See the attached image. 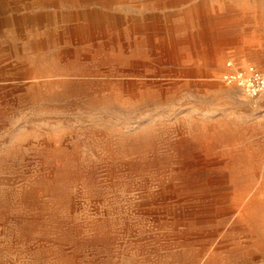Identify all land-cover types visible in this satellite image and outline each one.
I'll list each match as a JSON object with an SVG mask.
<instances>
[{
  "label": "rangeland",
  "instance_id": "374dc122",
  "mask_svg": "<svg viewBox=\"0 0 264 264\" xmlns=\"http://www.w3.org/2000/svg\"><path fill=\"white\" fill-rule=\"evenodd\" d=\"M96 11L137 53L69 32ZM249 66L264 0H0V264H264L235 208L264 203V98L224 80Z\"/></svg>",
  "mask_w": 264,
  "mask_h": 264
},
{
  "label": "bare ground",
  "instance_id": "6f19581e",
  "mask_svg": "<svg viewBox=\"0 0 264 264\" xmlns=\"http://www.w3.org/2000/svg\"><path fill=\"white\" fill-rule=\"evenodd\" d=\"M113 0H105V3H111ZM117 1V0H114ZM81 16L83 17V19L85 21H87L88 24H85L84 26H82V28L80 27H76L74 29H70L69 32L72 35H81V34H87V35H93L95 34L96 30H103L105 32V30H107L108 27H113V28H117V27H130L128 32H126L127 34L132 32V38L134 39V43L133 44H129L128 49L132 50V52H136L139 49L140 44L137 43V38L134 37L138 34L141 33L142 31V27L140 24H138L137 22H133V19L129 16H121V15H117L115 13H106L103 11H96V12H89V13H81ZM193 18L196 20H205V16H204V12L202 11H193ZM211 30L208 28H204L201 33H200V38H205L207 36H209L211 34ZM130 34V35H131ZM224 38L223 40L219 41L221 42V45H236V42H234L231 38L229 39V37L227 38V36H229L228 34H224ZM128 53V52H127ZM213 58L219 62L222 63V60L224 59L223 55L219 52L218 55L216 53L212 54ZM128 64H129V69H131V71H136L135 69L138 67V65L140 64L139 61H136L135 59L132 58H128L126 59ZM230 71V70H229ZM228 71V72H229ZM227 74V73H225ZM217 88L218 85H216ZM221 89V88H220ZM218 143L217 141H215V144ZM245 157V156H243ZM241 158V157H240ZM232 160H237L236 164L238 165H246L247 163H241V162H245L244 158H236L233 157ZM232 164V163H231ZM236 208V213H237V218L236 221L237 222H242V223H246L248 225V230L249 232H254L255 230H259V228L264 227V203H263V199L259 198V197H252V198H239L238 199V203L235 205ZM203 215V214H200ZM214 215V214H213ZM190 217L195 220L196 224H199L202 222V217L199 216V214L194 213L191 214ZM264 230V229H263ZM262 230V231H263ZM256 233H259L258 231H256ZM255 233V234H256ZM264 233V232H263ZM262 233V234H263Z\"/></svg>",
  "mask_w": 264,
  "mask_h": 264
},
{
  "label": "built area",
  "instance_id": "2783aa9c",
  "mask_svg": "<svg viewBox=\"0 0 264 264\" xmlns=\"http://www.w3.org/2000/svg\"><path fill=\"white\" fill-rule=\"evenodd\" d=\"M224 80L228 84L240 86L252 99L264 98V71L254 66L227 73L224 75Z\"/></svg>",
  "mask_w": 264,
  "mask_h": 264
}]
</instances>
